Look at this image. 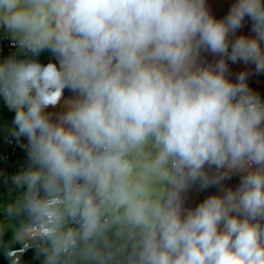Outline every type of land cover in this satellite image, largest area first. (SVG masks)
<instances>
[{
  "label": "clouds",
  "instance_id": "9594fccd",
  "mask_svg": "<svg viewBox=\"0 0 264 264\" xmlns=\"http://www.w3.org/2000/svg\"><path fill=\"white\" fill-rule=\"evenodd\" d=\"M0 30L27 160L3 212L35 224L43 264H264V98L229 71L264 72V0L220 19L206 0H0ZM193 186L217 191L190 206Z\"/></svg>",
  "mask_w": 264,
  "mask_h": 264
},
{
  "label": "crops",
  "instance_id": "0c3cea01",
  "mask_svg": "<svg viewBox=\"0 0 264 264\" xmlns=\"http://www.w3.org/2000/svg\"><path fill=\"white\" fill-rule=\"evenodd\" d=\"M235 0H206L208 8L217 19L223 18L230 6ZM252 35L251 32V21L246 17L244 26L237 32V35ZM5 36L0 30V40L4 39ZM264 46V45H262ZM11 53L0 55V59L7 57ZM41 63H47L51 61L52 55L49 52H43L38 57ZM208 59H212L208 56ZM230 78L235 80L236 76L240 72H246L248 74V84L250 88L256 92L264 91V72L257 73L255 71L254 64H244L238 62L235 64L229 63ZM65 97L71 96V93L65 91ZM61 109L49 108V112H57ZM14 113L10 112L5 106L2 99H0V139L4 137H10L8 134V128L11 126L12 118ZM8 152V147L0 143V244H6L10 247H16L26 237L24 229L26 227L35 225L29 217L21 212L14 217H8L3 212V206L17 198V192L13 190L9 192L11 187L10 178L16 174L22 167L26 166V154L23 152H17L6 158L5 155ZM239 182L238 176H233L230 180H226L225 186L235 187ZM217 191L215 187L208 188L206 190H200L198 186H193L187 193V204L194 206L199 201L203 200L207 195L213 194ZM41 245V240L39 241ZM37 249V248H36ZM36 249L29 250L22 258V264H43V256L37 257L35 255ZM3 250H0V258H2ZM4 260H0V264H3Z\"/></svg>",
  "mask_w": 264,
  "mask_h": 264
},
{
  "label": "built area",
  "instance_id": "2783aa9c",
  "mask_svg": "<svg viewBox=\"0 0 264 264\" xmlns=\"http://www.w3.org/2000/svg\"><path fill=\"white\" fill-rule=\"evenodd\" d=\"M14 51H16V49L13 48L12 43L8 38L5 37L4 39L0 40V55L12 53ZM257 93L260 94L262 98H264V91ZM0 143L8 147V152L5 155L6 158H9L11 155L17 152H23L24 154H26L24 148L20 146L21 144L26 143V140H24L23 138H21L20 143H17V141L11 137H4L0 139ZM35 227V225L26 227L24 229V234L26 235V237L22 240L19 245L13 247L14 249H19L23 253L22 258L29 250L36 249L40 246V239L37 233L35 232ZM1 259L4 260L3 264H8L4 253L2 254V258H0V260Z\"/></svg>",
  "mask_w": 264,
  "mask_h": 264
}]
</instances>
